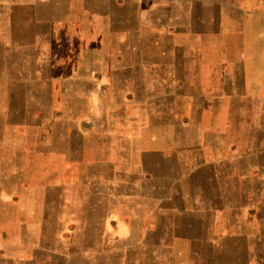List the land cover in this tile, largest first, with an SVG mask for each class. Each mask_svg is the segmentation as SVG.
<instances>
[{"label":"rangeland","instance_id":"1","mask_svg":"<svg viewBox=\"0 0 264 264\" xmlns=\"http://www.w3.org/2000/svg\"><path fill=\"white\" fill-rule=\"evenodd\" d=\"M257 1L0 0V264L264 257V96L190 72Z\"/></svg>","mask_w":264,"mask_h":264},{"label":"crops","instance_id":"2","mask_svg":"<svg viewBox=\"0 0 264 264\" xmlns=\"http://www.w3.org/2000/svg\"><path fill=\"white\" fill-rule=\"evenodd\" d=\"M216 3L219 7H222L221 2ZM241 8L244 10L245 6H242ZM247 10L248 11H243V15L247 16L248 20L247 22L245 20L242 23L244 25L241 29V35L237 33L231 36V40L245 41V44L242 45L243 51L240 52V60L228 67L225 66L228 65V62L220 63L214 67H210V70H208L207 67L204 68L200 65H197L194 67V71H190L195 80H201L202 76L210 77L211 81L209 86L217 90L214 93H211V95H213L214 97L224 98V96H235L238 95L239 92L251 88L260 90L264 96V1L260 0L254 2L253 7H247ZM251 20L253 21L252 23L250 22ZM255 40H257L258 42H262V44L259 45V48H261V50L257 52L258 54L254 55V53L251 52V43ZM235 48H237V46H235ZM198 55L199 54L194 53L192 58L196 59ZM257 56L260 59L259 62H262V65L255 66V64H253V58ZM223 66H225V68ZM185 69L186 68L183 67V70ZM162 72L167 73V68H163ZM81 83L83 84L85 82ZM74 92V89L69 90L68 80L66 82L59 83V94L61 96L59 98L60 104H69L71 102V96L74 94ZM92 95L93 94L88 93L87 96L90 97ZM134 100H136V98ZM56 114V116H59L60 119L68 120V109L64 110L61 107L60 111ZM9 203L10 196L2 183L0 185V204L7 207ZM2 249L5 248L2 246ZM2 256L3 258L10 259L8 255ZM237 261L239 264H255L256 261H258L257 264H259V261H262V264H264V257H248L245 259L243 258V260Z\"/></svg>","mask_w":264,"mask_h":264}]
</instances>
